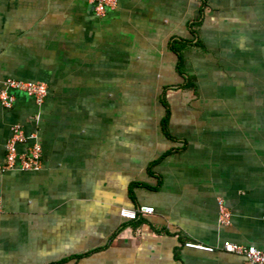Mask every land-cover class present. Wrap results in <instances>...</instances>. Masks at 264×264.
<instances>
[{
  "label": "crops",
  "instance_id": "obj_1",
  "mask_svg": "<svg viewBox=\"0 0 264 264\" xmlns=\"http://www.w3.org/2000/svg\"><path fill=\"white\" fill-rule=\"evenodd\" d=\"M9 79L48 95L0 103V264H250L223 245L264 249V0H118L105 15L0 0V91ZM15 124L37 134L42 170H6Z\"/></svg>",
  "mask_w": 264,
  "mask_h": 264
},
{
  "label": "built area",
  "instance_id": "obj_2",
  "mask_svg": "<svg viewBox=\"0 0 264 264\" xmlns=\"http://www.w3.org/2000/svg\"><path fill=\"white\" fill-rule=\"evenodd\" d=\"M96 11L99 15H105L108 9L114 8L118 0H92ZM15 93H23L34 99L38 106H42L48 95V87L42 82H25L15 79H9L5 82L3 89L0 91V103L6 108H11L16 100ZM37 134L28 135L21 124H15L12 127V135L7 142L6 149L7 164L6 170H16L21 168L24 171H40L43 168V147L37 142ZM30 141H34L29 146L26 153L19 150L20 145H26ZM36 141V142H35ZM2 211L0 206V212ZM154 208L151 206H143L140 209L122 208L120 215L128 220H136L139 213H152ZM220 221L222 224H228L231 213L222 200L219 201ZM185 246L193 248V250L213 253L215 248L204 246L195 241H186ZM223 249L230 253H240L246 255L250 264H264V249L257 246H247L239 243L227 242L223 245Z\"/></svg>",
  "mask_w": 264,
  "mask_h": 264
},
{
  "label": "trees",
  "instance_id": "obj_3",
  "mask_svg": "<svg viewBox=\"0 0 264 264\" xmlns=\"http://www.w3.org/2000/svg\"><path fill=\"white\" fill-rule=\"evenodd\" d=\"M196 35V33H195ZM192 45V41H187V40H174L171 44V51H173L179 60L178 63V73L181 76H185V84L181 87L182 89H188V88H192L193 84L191 82V80L189 78H186V73H185V58H184V52L185 50ZM196 46H201V42L200 40L196 42L195 44ZM167 89V88H166ZM166 89L165 91H163V98H162V105L165 108V115L164 118L162 120V129H163V133L167 136V137H171L170 133H169V121L171 118V108L170 105L166 99ZM172 139V138H171ZM82 257V256H80ZM66 260V259H65ZM65 260H63L60 263H55V264H61L63 262H65Z\"/></svg>",
  "mask_w": 264,
  "mask_h": 264
}]
</instances>
